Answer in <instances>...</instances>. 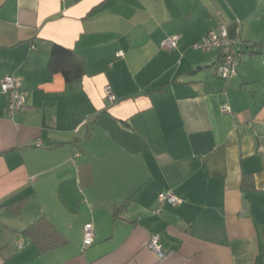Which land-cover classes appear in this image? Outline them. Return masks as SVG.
Returning <instances> with one entry per match:
<instances>
[{
  "label": "crops",
  "instance_id": "crops-1",
  "mask_svg": "<svg viewBox=\"0 0 264 264\" xmlns=\"http://www.w3.org/2000/svg\"><path fill=\"white\" fill-rule=\"evenodd\" d=\"M221 27L229 79L192 48ZM261 148L264 0H0V264H264ZM163 192L183 203L155 214Z\"/></svg>",
  "mask_w": 264,
  "mask_h": 264
},
{
  "label": "built area",
  "instance_id": "built-area-1",
  "mask_svg": "<svg viewBox=\"0 0 264 264\" xmlns=\"http://www.w3.org/2000/svg\"><path fill=\"white\" fill-rule=\"evenodd\" d=\"M81 1V0H74ZM179 37H169L162 42V47L164 49L171 50L176 47ZM231 39L229 38L228 31L226 28H223V31L220 35L216 33L209 34L203 42L199 43L195 47L202 49L204 51H211L215 48H223L227 52L231 46ZM232 53L227 54L224 57L223 63L221 64V71L223 75L227 78L231 75H236V67L238 62L234 58ZM2 91L8 97V105L6 109L7 117H14V115L20 113L26 108V97L22 91L23 88V79L19 76H9L6 77L2 82ZM107 98L109 102L115 103L117 100L116 96L109 89L107 91ZM228 108H224V112H227ZM264 149L261 148L260 152H263ZM183 203V200L172 194L171 192H163L159 195V209L155 211V214H161L162 209L166 204L172 206H178ZM95 239V226L93 223H88L84 226V248H88L93 245ZM149 249L154 252L160 259H163L165 254L163 252L161 239L159 235H153L149 241Z\"/></svg>",
  "mask_w": 264,
  "mask_h": 264
},
{
  "label": "trees",
  "instance_id": "trees-1",
  "mask_svg": "<svg viewBox=\"0 0 264 264\" xmlns=\"http://www.w3.org/2000/svg\"><path fill=\"white\" fill-rule=\"evenodd\" d=\"M223 28H226V27H221L218 31H210V32H208L204 37H202L198 42H196V43H194L193 44V46H192V48L194 49V50H196V51H200V52H204V53H209V52H212V51H219V59H218V61H217V63L215 64V66H214V68H215V70H216V72L218 73V75L219 76H221L222 78H224V79H229L231 76H234V75H231V76H229V77H225L224 75H223V72L221 71V64L223 63V60H224V57L227 55V54H229V53H232L233 54V56L235 55V59H236V61L238 62V64H237V67H238V65H239V63H241V61H242V53L241 52H238L236 49H235V42L230 38V36H229V38L231 39V46H230V48H229V50H228V52L225 50V49H223V48H215V49H213V50H211V51H204V50H202V49H198V48H196L195 46L196 45H198L199 43H201V42H203L204 41V39L209 35V34H211V33H216V34H218V35H220L221 33H222V31H223ZM227 30V29H226ZM228 35H229V33H228ZM169 37H179V39H178V41H177V44H176V47H174L173 49H171V50H168V49H164L163 47H162V42L166 39V38H169ZM169 37H165L163 40H162V42H161V44H160V48H161V50L162 51H164V52H168V53H170V52H173V51H175L177 48H178V44H179V41H180V39H181V37H180V35L178 36V35H175V36H169ZM69 51L68 50H66V49H63L62 47H59V46H55V48H54V50H53V55H52V58H51V65L53 66V67H57V70H60L63 74H64V77H65V79L68 81V82H72V81H75V80H78L79 78H81L82 77V74H83V69H82V66H81V64H80V66H79V69H77V71H73V72H71V71H69V70H65V69H62V68H60V66H59V64H58V61H57V57H59L60 55H62V54H64V53H68ZM60 54V55H59ZM123 56V55H122ZM237 67H236V72H237ZM55 70H56V68H55ZM113 92V91H112ZM117 98V97H116Z\"/></svg>",
  "mask_w": 264,
  "mask_h": 264
},
{
  "label": "water",
  "instance_id": "water-1",
  "mask_svg": "<svg viewBox=\"0 0 264 264\" xmlns=\"http://www.w3.org/2000/svg\"><path fill=\"white\" fill-rule=\"evenodd\" d=\"M201 69H202L201 67L198 68V70H201Z\"/></svg>",
  "mask_w": 264,
  "mask_h": 264
}]
</instances>
